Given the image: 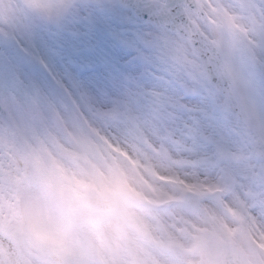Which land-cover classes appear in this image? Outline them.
Here are the masks:
<instances>
[{"label":"rangeland","instance_id":"rangeland-1","mask_svg":"<svg viewBox=\"0 0 264 264\" xmlns=\"http://www.w3.org/2000/svg\"><path fill=\"white\" fill-rule=\"evenodd\" d=\"M200 1L213 19L201 26L224 44L257 134L224 105L209 117L208 106L220 108L224 99L212 94L190 43L162 27L157 58L167 87L134 88L106 103L84 99L70 114L38 91L0 99V113L15 125L11 133L0 129V264H56L40 247L47 241L64 250L66 264H210L222 238L264 261V80L249 59L254 51L264 60V0ZM40 2L42 18L21 1L0 0V27L21 19L59 24L77 3ZM176 89L190 99L174 95ZM77 144H90V157L100 161L84 174ZM160 175L197 182L192 191L203 195V209L196 213L183 203L191 186ZM203 183L226 188L213 193ZM88 186L115 190L127 201L125 211L104 218L78 207L76 196ZM61 213L72 233L56 222ZM102 225L121 248V260L100 235L107 229ZM127 235L130 242H121ZM83 245L92 257L79 251Z\"/></svg>","mask_w":264,"mask_h":264},{"label":"snow or ice","instance_id":"snow-or-ice-1","mask_svg":"<svg viewBox=\"0 0 264 264\" xmlns=\"http://www.w3.org/2000/svg\"><path fill=\"white\" fill-rule=\"evenodd\" d=\"M160 21L146 0H77L59 24L23 19L0 34V99L38 91L66 113L163 85ZM183 100L180 89L173 92Z\"/></svg>","mask_w":264,"mask_h":264},{"label":"water","instance_id":"water-1","mask_svg":"<svg viewBox=\"0 0 264 264\" xmlns=\"http://www.w3.org/2000/svg\"><path fill=\"white\" fill-rule=\"evenodd\" d=\"M146 3L148 5V3L153 2L146 0ZM184 5L192 7L194 10L198 11V14L201 10V6L200 10H198L195 0H165L163 3L158 2L157 6L152 7L151 10L153 11L152 14L162 23H166L170 29H178L190 37L195 49L200 54V59L204 64L206 74L211 84L222 90L227 97L229 96L230 99H233L235 88L232 89L233 83L229 74L230 72L227 71L218 49H215L211 42H208L201 36V31H198L195 23L187 20ZM256 60L255 58L253 59L254 63L264 74V63H260ZM227 248L231 252L229 256L224 254V250ZM238 250L228 243L223 244L215 264H250Z\"/></svg>","mask_w":264,"mask_h":264},{"label":"clouds","instance_id":"clouds-1","mask_svg":"<svg viewBox=\"0 0 264 264\" xmlns=\"http://www.w3.org/2000/svg\"><path fill=\"white\" fill-rule=\"evenodd\" d=\"M80 191H83V190H80Z\"/></svg>","mask_w":264,"mask_h":264}]
</instances>
